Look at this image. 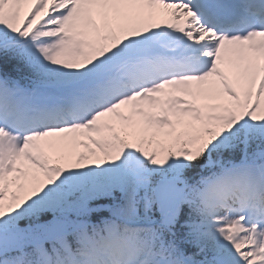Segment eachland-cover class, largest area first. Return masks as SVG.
Segmentation results:
<instances>
[{"label":"snow or ice","instance_id":"6c2138e0","mask_svg":"<svg viewBox=\"0 0 264 264\" xmlns=\"http://www.w3.org/2000/svg\"><path fill=\"white\" fill-rule=\"evenodd\" d=\"M0 264H264V0H0Z\"/></svg>","mask_w":264,"mask_h":264}]
</instances>
